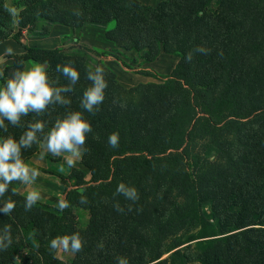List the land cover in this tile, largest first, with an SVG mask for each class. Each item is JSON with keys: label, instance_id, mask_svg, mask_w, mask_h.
<instances>
[{"label": "trees", "instance_id": "1", "mask_svg": "<svg viewBox=\"0 0 264 264\" xmlns=\"http://www.w3.org/2000/svg\"><path fill=\"white\" fill-rule=\"evenodd\" d=\"M5 5L0 0V43L22 44ZM14 6L20 31L39 20L73 29L112 25L105 35L117 49L143 52L148 63L161 53L179 60L163 82L127 89L105 64L90 68L84 56L61 48L23 45V54L10 56L3 85L25 62L47 61L55 87L71 85L57 65L75 67L80 79L62 93L70 104H50L21 117L18 126L5 120L0 140H18L30 123L44 122L37 141L21 148L26 162L57 119L80 111L92 128L81 146L91 176L45 170L65 185L63 210L39 202L26 208V196L11 183L0 196V264H16L25 251L24 264H264V0H164L157 6L14 0ZM97 67L105 69V100L88 112L81 101L94 83L88 73ZM111 133L119 134L117 148L108 144ZM120 183L134 187L138 199L117 193ZM9 200L15 208L5 213ZM75 208L90 215L85 230L76 225ZM76 234L82 248L64 263L51 241Z\"/></svg>", "mask_w": 264, "mask_h": 264}, {"label": "clouds", "instance_id": "2", "mask_svg": "<svg viewBox=\"0 0 264 264\" xmlns=\"http://www.w3.org/2000/svg\"><path fill=\"white\" fill-rule=\"evenodd\" d=\"M6 11L12 16L18 15L15 7L5 5ZM8 56L15 55L12 47L5 49ZM188 60L192 59L191 53ZM48 62L34 63L31 67L17 68L10 73L5 83L0 87V128L7 131L8 124L18 126L21 117L27 116L29 113L41 114L50 104H70L71 101L65 99L62 93L72 91L71 85H75L80 79L79 71L70 64L64 65L62 68L57 65L56 71L62 72L68 78L71 85L53 86L54 82H50ZM103 67H97L93 73L89 71L88 79L94 83L83 92L81 107L88 112H93L94 107L99 106L105 100L104 89L107 87L104 79ZM126 107V104H121ZM98 110V108H97ZM45 124L42 121L30 123L28 129L24 131L19 139L9 135L7 138L0 140V196H2L8 186L13 181H19L22 184H33L39 177L40 172L37 168L30 167L24 162L21 156V148H30L37 141V132L44 130ZM92 130L90 123L83 119L80 111H72L63 119H57L51 129L48 131L45 141L46 149L53 156H64L65 163L68 167H75L76 161L81 156V146L85 144L87 133ZM108 144L111 148L119 146V134L111 133L108 138ZM44 153H41L43 159ZM117 193H124L130 199H138L136 189L134 187H126L124 183H120L116 189ZM15 192V189H13ZM40 199V194L36 190L28 192L26 197V208H31ZM66 203L61 201L59 208L63 210ZM15 208V202L9 200L3 211L8 213ZM119 210V209H118ZM69 239H71V249L79 251L82 248V242L78 234L72 237L65 236L51 241L52 248L63 247L65 251L69 249ZM120 264H126L124 259L120 260Z\"/></svg>", "mask_w": 264, "mask_h": 264}, {"label": "rangeland", "instance_id": "3", "mask_svg": "<svg viewBox=\"0 0 264 264\" xmlns=\"http://www.w3.org/2000/svg\"><path fill=\"white\" fill-rule=\"evenodd\" d=\"M139 1L142 4L146 5L141 0ZM159 3L160 2H158L155 6H157ZM6 5H8L9 7H15L14 0H6ZM17 12L19 15V10H17ZM18 15L14 17L13 33H21L22 40L30 36L44 37L47 38L46 40H50L52 38L54 39V36H50L52 35V33L60 34L59 29L53 32L54 28L64 27L63 25L39 20L35 28L33 27L30 30L28 28H25L20 31L17 25ZM111 27L112 25L86 24L82 28H71V35L65 37L63 36L61 38V41H57L56 45L52 47V49L61 48L67 54L84 56L86 59V63L90 68H95L100 63L105 64L115 72L119 83L127 89L138 86L140 84L161 83L165 79L164 77L171 74L172 70L178 63L179 59L177 57L169 55L165 56V54H161L162 56L159 57L155 62L148 63L144 59L143 52H128L122 49H117L115 45H112L111 43H108L106 41V31ZM46 28L49 29L48 33H46L45 31ZM40 149L38 153H44V157L42 160L49 159L55 161L57 163L56 166H58L60 170L62 169L66 174L60 172L57 173L69 175L74 169H78L84 175L85 180L90 179L91 175L89 170L82 165V152L80 158L75 163V167L70 168L65 163L64 156L67 155L66 153L62 154L61 156H53L46 149V141L40 144ZM42 162L39 161L38 163L43 165ZM35 168H39L38 170H43L46 175H49V177L45 181L38 180L31 185L24 184L23 189L27 190V194L31 190L38 191L40 194V199L37 202L48 204L54 208H59L60 202L64 201L65 198V185L61 183L60 179L56 175L45 171H54L53 169H48L46 167ZM67 182L68 185L71 184V181ZM27 194L25 195L26 197ZM205 209L209 210L210 208L209 206H206ZM72 213L77 227L81 230H85L90 219L89 213L82 208H75ZM191 246L192 247L189 252L190 255L195 254L196 242L191 243ZM28 256V251L20 253L17 258L16 264H24V262L29 259ZM57 257L62 262L68 263L76 258V251H73L71 249V244L69 243V249L67 251H65L62 246L58 248ZM167 257L168 254L163 258Z\"/></svg>", "mask_w": 264, "mask_h": 264}, {"label": "crops", "instance_id": "4", "mask_svg": "<svg viewBox=\"0 0 264 264\" xmlns=\"http://www.w3.org/2000/svg\"><path fill=\"white\" fill-rule=\"evenodd\" d=\"M143 3H145L148 6H155L158 2L164 1V0H141ZM57 29H59L60 34H54L52 33V35L50 36H54L55 38L50 39V40H46L47 38L44 37H27L25 39L22 40V44L18 43L17 41H15L14 39L10 38L5 40L4 42L0 43V80L3 78L4 76V72L6 70V68L11 67L13 65V59H11L10 56L5 54V49L7 47H12L15 51V55L16 54H23L25 52V49L23 47V45L29 46V47H36V48H52L56 45L57 41H61V38L64 36H68L71 35L72 30L69 27H62V28H58L55 27L53 32H55ZM51 33V32H50ZM54 34V35H53ZM108 43H111L110 41L106 40ZM112 45H114L113 43H111ZM164 54V53H161ZM162 55H160L159 57H161ZM165 56H167L165 54ZM34 64V62H25L24 64V68L25 67H31V65ZM3 84L0 83V87H2ZM41 150V149H40ZM45 159V158H44ZM42 162V164H39L38 162ZM26 164H28L30 167H46L48 169H53L56 172H60L63 174H66L63 172V170L59 169L57 165V163L55 161L49 160V159H45L42 160L41 159V154L37 153L35 154L31 159L27 160L25 162ZM47 163V164H45ZM42 165V166H41ZM39 169V168H38ZM40 175L39 177L36 179V182L38 180H42L45 181L49 175H46L42 170H39ZM52 179V178H51ZM14 187L24 196L27 194V190L23 189L24 188V184H22L19 181H13L12 182Z\"/></svg>", "mask_w": 264, "mask_h": 264}]
</instances>
